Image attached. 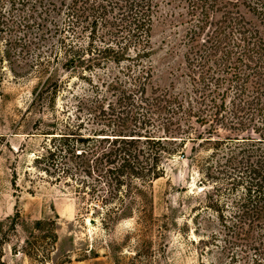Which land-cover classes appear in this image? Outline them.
Wrapping results in <instances>:
<instances>
[{
    "label": "trees",
    "instance_id": "trees-1",
    "mask_svg": "<svg viewBox=\"0 0 264 264\" xmlns=\"http://www.w3.org/2000/svg\"><path fill=\"white\" fill-rule=\"evenodd\" d=\"M168 3L183 61L160 86L152 31ZM0 62L36 78L35 165L92 217L152 216L145 187L190 143L206 188L193 216L218 226L199 264H264V0H0Z\"/></svg>",
    "mask_w": 264,
    "mask_h": 264
},
{
    "label": "rangeland",
    "instance_id": "rangeland-1",
    "mask_svg": "<svg viewBox=\"0 0 264 264\" xmlns=\"http://www.w3.org/2000/svg\"><path fill=\"white\" fill-rule=\"evenodd\" d=\"M171 8L163 6L152 31L153 81L160 86L183 61L176 43L183 26L167 20ZM5 65L0 62V264H199L200 252L209 250L198 238L218 226L204 211L193 216L206 188L188 157L190 143L145 187L152 216L104 224L70 184L35 165L44 140L33 124L39 113L28 108L36 78ZM36 219L43 222L37 226Z\"/></svg>",
    "mask_w": 264,
    "mask_h": 264
},
{
    "label": "built area",
    "instance_id": "built-area-1",
    "mask_svg": "<svg viewBox=\"0 0 264 264\" xmlns=\"http://www.w3.org/2000/svg\"><path fill=\"white\" fill-rule=\"evenodd\" d=\"M46 264H49V263H46Z\"/></svg>",
    "mask_w": 264,
    "mask_h": 264
}]
</instances>
